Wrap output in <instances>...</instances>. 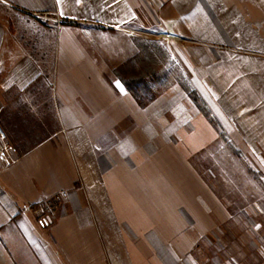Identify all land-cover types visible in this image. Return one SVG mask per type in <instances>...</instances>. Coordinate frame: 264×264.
I'll list each match as a JSON object with an SVG mask.
<instances>
[{"label": "crops", "instance_id": "crops-1", "mask_svg": "<svg viewBox=\"0 0 264 264\" xmlns=\"http://www.w3.org/2000/svg\"><path fill=\"white\" fill-rule=\"evenodd\" d=\"M146 41L264 161V0H0V121L47 85L52 125L0 163V264H264V207L231 208L194 166L219 134L189 91L142 102L112 79Z\"/></svg>", "mask_w": 264, "mask_h": 264}, {"label": "rangeland", "instance_id": "rangeland-1", "mask_svg": "<svg viewBox=\"0 0 264 264\" xmlns=\"http://www.w3.org/2000/svg\"><path fill=\"white\" fill-rule=\"evenodd\" d=\"M141 31L139 33L141 36L154 38L151 30L144 29ZM167 48L166 43L158 42L153 45L146 41L144 45L146 59L143 62V69H141L142 64H139L138 69L135 61L131 63L127 70L129 75H125L126 72L119 69L118 73L121 76L112 78L116 86L129 88L134 98L142 102H149L157 94L153 92V85L164 86L173 78L178 81L177 83L184 86L189 91L188 96L194 105L208 118L219 134L217 141L208 146L207 149L194 155V166L216 194L228 202L231 208L255 203L254 205L258 211L263 210V158L250 156L247 151L238 148L237 142L230 139L228 133L211 115V111L199 95L192 91L190 84L181 75V67L176 65L174 76L171 74L173 70L169 69V64L172 62L168 61ZM153 55H156L157 59H153ZM179 64L183 65V61ZM136 73L141 77L138 78L135 75ZM170 74L173 77H169ZM24 95L15 94L11 96L3 114L4 121L9 122L8 126L3 120L0 121L6 133H8L9 139L17 146L20 154L22 147L34 143L32 139H29L30 136H42L44 132L49 131L52 127L50 123L51 111L48 102L45 101L48 98V86L44 85L41 90L34 93V96L30 98L25 93ZM35 105L42 107L41 109H34Z\"/></svg>", "mask_w": 264, "mask_h": 264}, {"label": "built area", "instance_id": "built-area-1", "mask_svg": "<svg viewBox=\"0 0 264 264\" xmlns=\"http://www.w3.org/2000/svg\"><path fill=\"white\" fill-rule=\"evenodd\" d=\"M32 16L38 20L43 26L46 27H58L64 20L54 16L51 13H33ZM21 156L17 146L9 139L3 126L0 124V163L9 165ZM66 196L65 192H61L59 196H54L53 199ZM52 204L50 200H46L43 203L38 204V210H47L49 213L52 211Z\"/></svg>", "mask_w": 264, "mask_h": 264}]
</instances>
